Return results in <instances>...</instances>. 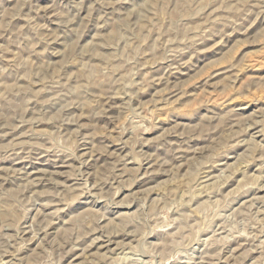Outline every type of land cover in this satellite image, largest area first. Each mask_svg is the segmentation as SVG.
Segmentation results:
<instances>
[{
  "label": "rangeland",
  "instance_id": "374dc122",
  "mask_svg": "<svg viewBox=\"0 0 264 264\" xmlns=\"http://www.w3.org/2000/svg\"><path fill=\"white\" fill-rule=\"evenodd\" d=\"M0 264H264V0H0Z\"/></svg>",
  "mask_w": 264,
  "mask_h": 264
},
{
  "label": "bare ground",
  "instance_id": "6f19581e",
  "mask_svg": "<svg viewBox=\"0 0 264 264\" xmlns=\"http://www.w3.org/2000/svg\"><path fill=\"white\" fill-rule=\"evenodd\" d=\"M204 193V192H203ZM217 240V239H216ZM216 250V249H215ZM214 255V254H213ZM195 258V257H194ZM197 263H199V261L197 262Z\"/></svg>",
  "mask_w": 264,
  "mask_h": 264
}]
</instances>
